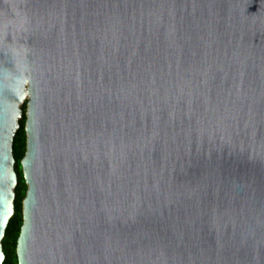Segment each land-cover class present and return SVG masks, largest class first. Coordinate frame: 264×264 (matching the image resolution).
Returning <instances> with one entry per match:
<instances>
[{
	"label": "water",
	"instance_id": "95a60500",
	"mask_svg": "<svg viewBox=\"0 0 264 264\" xmlns=\"http://www.w3.org/2000/svg\"><path fill=\"white\" fill-rule=\"evenodd\" d=\"M23 104L18 264H264V0H0V264Z\"/></svg>",
	"mask_w": 264,
	"mask_h": 264
},
{
	"label": "trees",
	"instance_id": "16d2710c",
	"mask_svg": "<svg viewBox=\"0 0 264 264\" xmlns=\"http://www.w3.org/2000/svg\"><path fill=\"white\" fill-rule=\"evenodd\" d=\"M25 111L26 104L22 106V118L19 121V128L12 143V156L14 159V171L17 177V184L14 189V213L9 219L4 237L2 239V250L4 260L2 264H18L16 257V242L22 225V200L26 193V184L21 170V160L25 154Z\"/></svg>",
	"mask_w": 264,
	"mask_h": 264
}]
</instances>
